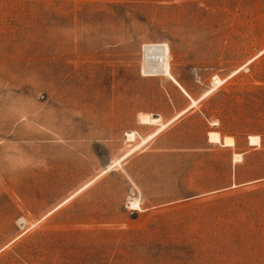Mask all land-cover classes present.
Returning <instances> with one entry per match:
<instances>
[{
  "label": "rangeland",
  "instance_id": "obj_1",
  "mask_svg": "<svg viewBox=\"0 0 264 264\" xmlns=\"http://www.w3.org/2000/svg\"><path fill=\"white\" fill-rule=\"evenodd\" d=\"M0 264H264V0H0Z\"/></svg>",
  "mask_w": 264,
  "mask_h": 264
},
{
  "label": "bare ground",
  "instance_id": "obj_2",
  "mask_svg": "<svg viewBox=\"0 0 264 264\" xmlns=\"http://www.w3.org/2000/svg\"><path fill=\"white\" fill-rule=\"evenodd\" d=\"M147 116H144L141 118L142 124L157 125L161 122L160 117L158 115L148 116V117ZM162 128H164V126H162ZM125 137L127 138L128 141H134L135 140L134 133H127ZM208 138H209V142H212V143L223 144L224 146H229V147L234 146L233 141L231 139H224V141H222L220 136L215 132H210L208 134ZM145 142L146 141H144L143 143H145ZM256 145H259V139L257 137L250 136L249 137V146H256ZM127 208L129 209L130 212L137 213V211L140 209L139 208V201L136 199L129 200V202L127 204Z\"/></svg>",
  "mask_w": 264,
  "mask_h": 264
}]
</instances>
